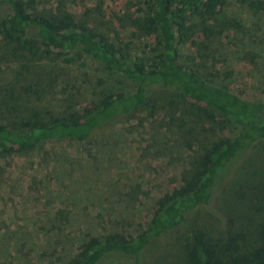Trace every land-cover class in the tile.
<instances>
[{"label": "trees", "instance_id": "16d2710c", "mask_svg": "<svg viewBox=\"0 0 264 264\" xmlns=\"http://www.w3.org/2000/svg\"><path fill=\"white\" fill-rule=\"evenodd\" d=\"M39 1L0 0V9L7 8L0 17V72L4 64H19L11 79L0 82V169L2 159L31 152L48 141L88 140L136 113L153 100L155 89L178 93L192 113L196 110L195 125L189 128L180 121L188 132L202 124L201 131L219 136L196 146L183 184L156 199L146 228L134 236L118 232L90 235L67 264H149L151 254L173 243L172 233L181 226L188 229V264H264V223L259 231L254 228L256 241L250 249L239 246L253 230L247 214L253 210L257 190L240 182L236 189L234 180H226L234 158H244L257 144L264 148V52L248 50L242 62L249 75L261 82L260 93L250 98L233 91L231 72L225 74L227 82L217 80L218 74L181 61L179 54V45L191 38L196 48L193 59L215 58L214 30L218 35L230 31L228 43L248 45L246 34L264 18V0H137L140 13L132 21L150 35L151 41L142 50L149 56L130 55L107 33L91 27L87 19L102 23L101 9L86 10L81 19L65 2H58L60 8L51 11L40 7ZM235 6L248 9L254 18L249 22L239 16ZM210 18L218 30L210 27ZM75 53L107 72L125 76L131 86L104 91L90 107L79 105L73 96L80 91L78 87L69 90L59 65H70ZM237 73L246 78L244 67ZM59 79L57 91L63 103L51 110L46 96L56 92ZM74 104L81 108L69 111ZM13 114L20 115L16 126L6 120ZM224 182L225 191L218 195ZM260 185L264 187V176ZM217 203L224 207L223 213L211 208ZM198 210L214 223L225 218L238 223L229 226L224 222L229 238L213 243L191 222Z\"/></svg>", "mask_w": 264, "mask_h": 264}, {"label": "rangeland", "instance_id": "374dc122", "mask_svg": "<svg viewBox=\"0 0 264 264\" xmlns=\"http://www.w3.org/2000/svg\"><path fill=\"white\" fill-rule=\"evenodd\" d=\"M60 1L81 19L86 10L101 9L102 23L87 19L91 27L107 33L130 55H150L142 51L151 41L150 35L132 21L140 13L137 0H41L38 5L54 11L60 8ZM235 7L239 16L249 22L254 18L248 9ZM6 10V7L0 9V17ZM209 24L218 30L213 19H209ZM226 38L231 39L230 31L218 35L214 30L215 58L203 61L193 59L196 48L189 38L179 45L180 60L190 61L196 68L204 66L205 71L218 74L216 79L225 82L228 81L225 74L231 72L230 86L240 97L250 98L260 93L261 82L249 75L242 62L248 50L264 52V18L246 34L248 45H233ZM59 65L69 82V90L78 87L80 92L73 98L82 106L98 103V98L108 89L119 91L131 86L125 76L107 72L78 53L73 55L70 65ZM241 66L246 78L237 73ZM1 68L0 82H5L14 76L19 64H4ZM55 84L56 92L46 96L51 110L63 103L57 91L61 87L60 79ZM151 98L136 113L94 133L88 140L48 141L31 152L14 153L1 160L0 262L67 264L90 235L118 232L134 236L147 227L156 199L183 184L182 178L195 158L196 146L219 137L212 131H201L202 124H196L191 132L181 125L183 120L184 126L192 127L197 116L196 110L192 113V107L178 93L155 89ZM80 108L74 104L69 111ZM19 116L13 114L6 120L16 126ZM229 165L228 182L234 180L236 189L240 182L257 190L253 210L247 214L252 233L248 232L239 242L242 250H246L256 241L254 228L259 231L264 223V187L260 185L264 176L262 144L255 145L244 158H234ZM224 191L225 182L221 183L218 195ZM211 208L225 211L218 203ZM227 220L214 223L201 210L191 215V222L213 243L228 239L227 224L238 223L237 219ZM172 237L173 243L151 254L149 264H188L187 227H178Z\"/></svg>", "mask_w": 264, "mask_h": 264}]
</instances>
